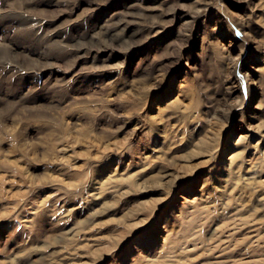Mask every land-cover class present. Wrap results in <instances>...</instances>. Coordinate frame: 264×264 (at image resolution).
I'll list each match as a JSON object with an SVG mask.
<instances>
[{
    "label": "rangeland",
    "instance_id": "rangeland-1",
    "mask_svg": "<svg viewBox=\"0 0 264 264\" xmlns=\"http://www.w3.org/2000/svg\"><path fill=\"white\" fill-rule=\"evenodd\" d=\"M263 130L264 0H0V264L264 259L216 194Z\"/></svg>",
    "mask_w": 264,
    "mask_h": 264
},
{
    "label": "bare ground",
    "instance_id": "bare-ground-1",
    "mask_svg": "<svg viewBox=\"0 0 264 264\" xmlns=\"http://www.w3.org/2000/svg\"><path fill=\"white\" fill-rule=\"evenodd\" d=\"M248 84H249L248 85V89H249L250 83L248 82ZM201 133H202V131H201ZM201 133H198L197 135H195V138H197L198 136L200 137ZM207 135H206V137H207ZM230 136L228 139H230ZM206 137H204L205 141L202 140L201 143H206V142L210 143L213 141V139H210L211 137H209V136H208L209 138H206ZM231 139H232V137H231ZM255 139H257V144L254 146L252 145L253 146L252 148H248L249 144L247 145V143L248 142L252 143V141H254ZM242 143H243V148L237 147L239 144H242ZM244 143H245V145H244ZM234 144H236L237 146L232 149L230 157L228 158L227 164L225 166L228 170V174L230 177L227 180L225 179V181H222V183H225L224 189L222 187L223 192L218 190V191H216V194H217V197H219V200H222V202L224 203V204L222 203V205L219 204V205H221L220 209L225 210V208L227 209L229 207L231 209L232 206H230V204H228L227 202H224V200L228 199L229 195L231 194V196L233 195L232 197L234 198V200L236 202L235 205H237L234 208L232 207V211L241 208V210H239V212L240 213L242 212V213L240 214L238 212V214H235V215L228 214L227 217H222V216L220 217L219 216L220 220H222V219L228 220V221L230 219L232 220V218L234 219L235 216L242 215L244 213L242 211L243 209L245 210V212L253 211L252 213H256V212H258V209H260V206H264V179H262V177H261L262 174L264 173V130L261 131L260 133H258L257 135L252 133V132L249 135H242L240 137V139L238 141H236ZM225 152H226V150L223 148L222 153H225ZM158 154H160V153H158ZM159 157L160 156H158V158ZM151 161L152 160H148L147 158H145L143 166L148 165ZM134 176H131V177L128 176L126 178L121 176L119 180L125 181L126 183H129V182L134 183V186H136V181L132 180V178H134ZM114 177H116V176H114ZM114 180H118V179L114 178ZM105 187L106 186L104 184H101L100 186H98V188H96L97 192L92 193L90 195L91 199L94 201L101 199L103 196V192L106 190ZM219 187H221V186H214V192H215V189H217ZM232 192H233V194H232ZM206 200H208V197H206ZM215 200H217V199H214V201ZM230 200L228 199V202H230ZM253 200L258 204L259 207H256V206L252 207V206L247 205V202H250ZM188 203L192 204L193 202L188 201ZM190 205H188V206H190ZM216 206L219 207L218 205H216ZM202 209L205 212L209 211L207 209V207H203ZM217 210H218V208H217ZM217 210L215 207V211H217ZM210 212L211 211H209V213ZM233 213H235V211H233ZM252 213H249L248 217L252 218ZM222 215H223V213H222ZM232 221L234 222V220H232ZM246 223L248 224V222H245L244 224L246 225ZM165 224L167 226V223H165ZM242 226H244V225H242ZM254 226H255V224H254ZM244 229H248V227L234 228V230H232L233 232H231V234L229 236H226V237L230 238V237H233L235 235H240V233ZM252 231H251L252 233H256V234L252 235L253 237H257V239H263L264 238V237L259 236V230L256 228V226L254 227V230H252ZM216 232L220 233L219 229L216 230ZM248 238H251V236L250 237L248 236ZM169 239H168L167 235L163 238V245H162L163 247H165L170 242ZM220 240H221V237H219V241ZM214 247L219 248V245L217 244ZM188 248L189 247H186V246H184L183 248H178L177 254L182 255V254H184V252L186 253V252L192 250V249L188 250ZM218 252H221V256H218L215 258L217 260L214 264H264V259H254V258H252L251 260H248V259L243 260V261L238 262V263H235L234 261H232V262L226 261L225 259L228 257V255L233 254V250H229V246H223ZM158 254L160 256L161 254H164V253L159 252ZM159 256H157V255L154 256L156 261L154 259H147V258H146L147 259L146 261L148 262V264H156ZM10 264H13V263H10Z\"/></svg>",
    "mask_w": 264,
    "mask_h": 264
}]
</instances>
